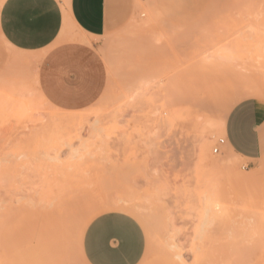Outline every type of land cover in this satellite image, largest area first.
Listing matches in <instances>:
<instances>
[{"label":"rangeland","instance_id":"1","mask_svg":"<svg viewBox=\"0 0 264 264\" xmlns=\"http://www.w3.org/2000/svg\"><path fill=\"white\" fill-rule=\"evenodd\" d=\"M79 42L100 66L81 103L37 75ZM248 98L264 101V0H111L95 39H0V264H87L83 232L108 212L141 226L139 264H264V156L213 153Z\"/></svg>","mask_w":264,"mask_h":264},{"label":"crops","instance_id":"2","mask_svg":"<svg viewBox=\"0 0 264 264\" xmlns=\"http://www.w3.org/2000/svg\"><path fill=\"white\" fill-rule=\"evenodd\" d=\"M110 11L111 0H0V39L24 54L47 50L68 28L95 39L106 31ZM92 50L79 42L46 52L44 67L37 72L42 90L65 86L78 98L71 102L84 101L82 95L88 91L84 85L100 81L99 62ZM223 137L226 149L248 165L261 159L264 101L248 98L237 102L225 117ZM144 249L141 226L118 212L91 220L81 241L87 264H139Z\"/></svg>","mask_w":264,"mask_h":264},{"label":"built area","instance_id":"3","mask_svg":"<svg viewBox=\"0 0 264 264\" xmlns=\"http://www.w3.org/2000/svg\"><path fill=\"white\" fill-rule=\"evenodd\" d=\"M225 144V139H219L217 140L216 147L213 149V153H217L220 146H223Z\"/></svg>","mask_w":264,"mask_h":264},{"label":"bare ground","instance_id":"4","mask_svg":"<svg viewBox=\"0 0 264 264\" xmlns=\"http://www.w3.org/2000/svg\"><path fill=\"white\" fill-rule=\"evenodd\" d=\"M35 75V74H34ZM34 77V76H33ZM36 83V82H35ZM82 119V118H81ZM230 150V149H229ZM104 200V199H103ZM105 201V200H104ZM106 201H108V200H106ZM239 201V200H238ZM105 203V202H104ZM103 204V203H102ZM111 204V203H110ZM236 204V203H235ZM31 205V204H30ZM108 205V204H107ZM246 205V204H245ZM113 206V205H112ZM116 206H117V204H116ZM120 206V205H119ZM217 206V205H216ZM216 206H213L212 207V209H211V211L210 212H212L213 214H218V212L217 211H219L217 208H216ZM50 207V206H49ZM115 208V207H114ZM121 208H122V206H121ZM124 208V207H123ZM123 208H122V210H123ZM253 209H254V207H253ZM57 217V216H56ZM61 217V216H60ZM215 217V216H214Z\"/></svg>","mask_w":264,"mask_h":264}]
</instances>
